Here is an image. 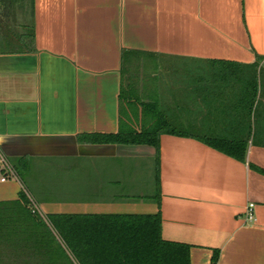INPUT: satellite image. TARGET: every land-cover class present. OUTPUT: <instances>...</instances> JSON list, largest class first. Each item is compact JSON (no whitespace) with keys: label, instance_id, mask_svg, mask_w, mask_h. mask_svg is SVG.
I'll list each match as a JSON object with an SVG mask.
<instances>
[{"label":"crops","instance_id":"crops-1","mask_svg":"<svg viewBox=\"0 0 264 264\" xmlns=\"http://www.w3.org/2000/svg\"><path fill=\"white\" fill-rule=\"evenodd\" d=\"M123 49L141 52L154 69L181 60L190 77L181 84L183 104L173 109L193 134L160 135L158 176L153 145L80 139L120 127ZM257 54L264 68V0H0V148L27 159L25 175L34 158L61 159L75 188L88 194L38 199L29 177L0 168V205L18 200L26 186L45 219L160 209L163 237L189 243L191 264H211L216 248L218 264H264V173L251 165L264 168V125L250 135L246 160L201 140L205 131L222 130L230 117L224 107L234 115L241 109V86L209 83L208 60L251 63ZM129 155L155 158L152 198L118 193L117 159ZM249 202L254 221L244 212ZM29 250L3 242L0 264H37L42 258ZM57 256L50 264H69Z\"/></svg>","mask_w":264,"mask_h":264},{"label":"trees","instance_id":"trees-1","mask_svg":"<svg viewBox=\"0 0 264 264\" xmlns=\"http://www.w3.org/2000/svg\"><path fill=\"white\" fill-rule=\"evenodd\" d=\"M141 52L122 51V77L120 92L122 117L115 132H87L80 139L96 143L150 144L156 149L157 176L159 171L160 135L164 132L180 135L193 134L186 128L181 116L159 93L150 99L134 95L136 83L145 79L153 60L141 59ZM257 54L251 63L224 59H209L206 79L209 83L239 84L241 109L234 115L232 108L224 107L229 114L221 124V131H205L201 140L237 158L246 160L248 139L257 136L264 125V68ZM148 68V69H147ZM171 69V68H170ZM143 74L141 78H137ZM138 92V91H137ZM140 98V99H139ZM127 105V107H126ZM139 110L140 125L135 126L128 110ZM10 159V157H9ZM20 178L19 167L28 169L23 156L11 161ZM251 165L264 173V168ZM28 188L22 189L18 200L0 205V244L9 242L23 245L28 253L41 260L37 264H50L51 258L64 255L69 264H191L190 244L166 239L162 235V213H48L46 219L30 206ZM3 207L5 209L3 210ZM21 226L11 236L5 233L8 226ZM219 249H214L211 264H218Z\"/></svg>","mask_w":264,"mask_h":264},{"label":"rangeland","instance_id":"rangeland-1","mask_svg":"<svg viewBox=\"0 0 264 264\" xmlns=\"http://www.w3.org/2000/svg\"><path fill=\"white\" fill-rule=\"evenodd\" d=\"M171 69H165L164 64H160L155 69L153 67L147 68L148 72L145 74V79H139L136 83V92L133 94L140 96L141 99H150L156 97L159 93L161 99L171 105L175 101L180 100V94H182L181 84L184 85L189 76L187 75V70L185 69L184 62L181 60H174ZM143 74H140L137 78H141ZM182 85V87H183ZM172 88V90H170ZM140 99V98H139ZM131 112V123L133 122L135 126L140 125V116L139 110L130 111ZM10 160H13V157L9 156ZM54 160H44L40 158H34L31 161V172L29 175H24V168H20V173L26 176L29 181L27 184L32 190V195L36 198H42L43 195H51L52 197L64 196V195H73L78 191L79 194H86L85 188L79 186L75 188L73 184V171L68 167L62 171L59 163L62 161ZM118 160L122 174V183L118 185V193H124V195H139L141 193L145 195H152L156 189V164L155 158L148 155H129L126 157H121ZM64 162H69V159H64ZM64 176V179L62 177ZM36 182L37 187L33 186L32 182ZM82 183V181H81ZM32 184V185H31ZM74 185V186H73ZM80 187V190H78ZM42 190V192L40 191ZM145 197V196H144ZM147 197V196H146Z\"/></svg>","mask_w":264,"mask_h":264},{"label":"built area","instance_id":"built-area-1","mask_svg":"<svg viewBox=\"0 0 264 264\" xmlns=\"http://www.w3.org/2000/svg\"><path fill=\"white\" fill-rule=\"evenodd\" d=\"M0 168H2L5 172H7V175H9L10 177L16 178L18 180L20 179L18 172L16 171L11 160L9 159V156L5 154L1 148H0ZM6 177L7 176H2V179H6ZM27 193L30 199V204L32 206V209L44 215V213L40 208V205L35 200V198L30 194L29 191H27ZM254 206H255V202H249L244 211L246 218L250 221H254L257 218L254 210Z\"/></svg>","mask_w":264,"mask_h":264}]
</instances>
